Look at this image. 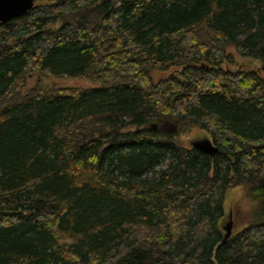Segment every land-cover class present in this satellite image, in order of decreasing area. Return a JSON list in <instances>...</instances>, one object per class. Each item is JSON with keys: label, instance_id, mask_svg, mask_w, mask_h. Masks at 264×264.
I'll list each match as a JSON object with an SVG mask.
<instances>
[{"label": "trees", "instance_id": "1", "mask_svg": "<svg viewBox=\"0 0 264 264\" xmlns=\"http://www.w3.org/2000/svg\"><path fill=\"white\" fill-rule=\"evenodd\" d=\"M260 72L264 0H34L0 22V264H264ZM231 187L252 214L222 242Z\"/></svg>", "mask_w": 264, "mask_h": 264}, {"label": "rangeland", "instance_id": "2", "mask_svg": "<svg viewBox=\"0 0 264 264\" xmlns=\"http://www.w3.org/2000/svg\"><path fill=\"white\" fill-rule=\"evenodd\" d=\"M57 24H55L56 26ZM226 53L230 54L232 61L226 62L224 64L231 68L240 67L243 69H255L259 66V61L254 58H244L238 54V52L232 47L226 49ZM176 67H171L167 70H153L152 75L154 80L168 76L169 74L176 71ZM264 76V72H260ZM31 84V81L29 82ZM45 85H54V86H94V84L88 80H84L79 77H55L51 76L50 79H45L43 81ZM176 127L175 125L170 124L167 127L168 130H173ZM180 138L186 146H191L193 141L208 138L211 140L210 135L203 129L193 128L189 132L180 135ZM212 141V140H211ZM224 209L225 216L223 219V226L226 225L229 221L231 222L232 232L237 230V228L244 226L251 214H252V203L249 200L247 194L243 189L239 187H231L227 190L224 200Z\"/></svg>", "mask_w": 264, "mask_h": 264}, {"label": "water", "instance_id": "3", "mask_svg": "<svg viewBox=\"0 0 264 264\" xmlns=\"http://www.w3.org/2000/svg\"><path fill=\"white\" fill-rule=\"evenodd\" d=\"M34 0H0V22H8L11 19L18 17L21 13L28 9ZM153 126H156L154 124ZM170 132H176V127L173 130H168ZM192 147L198 148L201 151L213 155L217 151V146L208 138H202L196 141H193L191 144ZM224 234L222 242H225L226 239L231 235V222L229 221L226 225L223 226Z\"/></svg>", "mask_w": 264, "mask_h": 264}]
</instances>
